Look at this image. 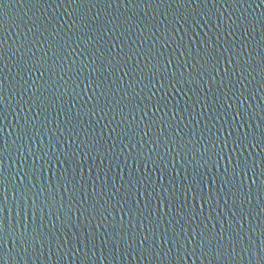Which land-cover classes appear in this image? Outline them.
Segmentation results:
<instances>
[{
	"label": "water",
	"instance_id": "95a60500",
	"mask_svg": "<svg viewBox=\"0 0 264 264\" xmlns=\"http://www.w3.org/2000/svg\"><path fill=\"white\" fill-rule=\"evenodd\" d=\"M47 3L36 5L34 0H3V4L7 6L0 8V36L7 41L4 48L5 63L8 65L4 69L6 79L3 86V100H0V109H3V118H0V144L7 142L8 151L3 153L4 167L6 172L9 171L12 179L7 192L8 203L5 215L9 218L10 230L13 224L17 231H20L21 228L28 229V225L35 227L37 223L40 228L36 236L37 239H29L26 246L25 244L18 245L13 239H9L5 243L4 251L12 253L10 264H81L86 243L88 255L93 257L94 264H256L257 251L259 250L260 254L264 256V239L260 237V228L264 226V199L255 198L259 195L257 189L261 181H264V176L259 175L260 170L264 168V162H262L264 161V145L260 143V133L264 129V112H261V108H264V93L259 90L261 73L258 67L260 54L264 51L262 48L264 29L259 23V18L264 14V4H261V0H239V2L236 0H214L211 2L210 0L207 4H192L187 7H178L175 4L171 7L161 5L159 8L153 7L145 10H141L144 8L143 5L141 8L135 9H126L121 5L116 11L115 6L112 10L109 9V12L113 11V14L118 15L121 20L131 16L132 21L139 24V27H143L144 23L155 24L158 27L165 24L169 29H172L174 25L178 30L175 36L170 31L168 36L161 37L160 32L164 31L163 27L160 28V31L157 30L154 36L147 31L138 35L139 29L133 27L116 41L117 45H125L124 52H128V46L135 48L137 45L146 50L152 40L156 41V47L159 48L160 39H164L173 41L169 47L161 49L165 56L171 55L174 59L179 57L182 62L187 55L188 60L191 61L192 54L196 55V47L201 44L202 40L206 41L208 37L214 39L216 36H220V42L223 44L228 32H232L233 35L228 36L229 44L240 41L241 36L249 41L251 46L248 47V51L254 58L253 64L256 66V70L248 69L250 75L245 73L248 77L247 80L241 77L243 84L248 87L241 88L240 85H237L241 94L236 98H231L232 94L227 89L224 90L227 95H222L217 92L215 86L211 91L207 87L201 91L200 86L195 83L176 84L175 87H169L165 81L166 91L159 89V85L157 88H152L151 92L157 93V99L161 94L166 97L167 108L164 106L165 101H162L160 111L155 114L162 116L163 130L158 132L157 129H154L153 131H157L155 134L150 132L153 141L156 136H159L164 147L153 143L143 148L136 142L139 137L128 144V139L119 129L109 138L108 133L111 128H104L108 121L103 120V114H100L95 117L92 127L88 130L95 129L98 134L100 129H104V141L111 144L112 140H116V136L120 135L124 143L120 144V141L116 140L117 147L113 153L107 155L103 152L98 155L93 151L91 156H87L83 150H80L77 153L76 163L65 162L63 165L61 162V167L59 164L57 166L54 164L52 168H49L45 163L48 160V154L55 158L59 152H63L65 149L75 150L78 143L84 141V136L77 131L79 141L76 136H72L73 144H66L67 138H70L68 129H72L73 125L78 127V120H71V118L76 116L79 111L78 119L87 123L89 117L85 113L97 103L96 97L99 95V91L96 96H93L91 88L84 87L85 84L90 83V80L84 79V77H88L91 71V80L96 81L91 84L92 88L97 87L98 84L106 87L111 82V71L104 70L108 68L107 62L101 65L103 57L96 59V56L100 55L97 49L104 51L109 46V42L116 40V37L120 36L124 30L120 29L114 35L105 36L99 43L94 44L93 42L100 34L88 32L87 29L82 31L79 27V16L90 5L78 8L76 4H71L70 0H47ZM57 5L60 6L57 7ZM101 7L103 6L96 5L97 9H91L89 14L92 15L100 11L103 18V10L99 9ZM173 13L177 17L181 15L187 17V22L185 20H181L180 23L176 22ZM141 18L144 19V23H140ZM246 19L255 21L254 31L247 33L241 30L240 26ZM44 21L54 23L61 30V36L71 44V47L63 53L66 57L62 61L65 71L60 72L58 65L53 66V60H47L41 71L33 70L31 73L21 71L17 74L15 68L17 57L13 53L16 52L18 42L27 39H39L40 41L54 39L47 32L43 34L37 32L33 36V33L29 31L34 23L38 25ZM217 25L220 27L217 28ZM181 36L184 37L183 40L180 39ZM141 40L145 42L141 44ZM9 46L12 48L11 52L7 51ZM41 47L47 49L48 43H42ZM236 47L239 45L236 44ZM189 48L192 49V53L188 51ZM33 51L36 52L37 58L43 55V52L37 48H34ZM92 53H96V56H93ZM48 55L51 56L50 49ZM105 55H107L106 52ZM236 55V48H233L231 59L235 60ZM9 57H11L10 60ZM116 59L118 60L119 57L117 56ZM143 59V57L140 59L141 67H143ZM81 61L88 67L81 73L80 79H77L75 69L80 66ZM93 61L94 63H92ZM115 62L114 60L113 63ZM226 66L231 68V64L227 65L226 60L218 66L221 76L224 75L223 69ZM98 67L101 69L100 71H96ZM172 67L175 68L176 65L173 64ZM41 72H43V76H41ZM101 72H103L102 75ZM136 75L139 76L140 73L137 71ZM97 77H99L98 80ZM130 78L132 77L125 76L124 81L120 82V92H115L114 86L115 99L110 100V103H118L122 98L123 104L120 107L128 103L123 89ZM218 79L219 77H217ZM53 82H56V86L51 89L50 86ZM149 87L151 86L149 85ZM65 88H67V92L64 91ZM73 89H75V94L72 92ZM52 91L60 93L61 96H52ZM136 91L141 96L151 95L148 88L141 91L137 87ZM204 93L208 94V103L213 107L205 108V114L200 115L201 105L197 103L193 106V102L197 100L202 102L205 99ZM85 102H87L86 107ZM154 102L155 98L153 101H145L149 104ZM213 102L216 103L213 104ZM100 103L103 101L101 100ZM229 104L234 107L228 108ZM222 105L223 107H221ZM141 107H143V103H141ZM214 108L218 111H214ZM225 109L229 114L228 120L217 121L216 117L221 115ZM125 112L127 113V109ZM237 113L243 114L242 118L238 117L233 120L232 116ZM148 114L153 115L150 110ZM141 115L143 113L135 111L132 116H126V118L132 119L134 116L138 120ZM68 120L71 122H67ZM169 123L174 125L172 129L168 128ZM237 127L240 129L241 135L245 129L256 135V140L252 143L245 142L241 145V148L244 149L243 156L248 157L249 161L255 160L256 163L255 175L251 172L247 176L241 174L244 179V191L247 192L248 186L251 185L254 197L250 205L252 214L242 221L243 228L239 223H236L237 218L233 212L236 209L231 207L233 198L229 190L231 188V191L235 192L236 188H232L231 185L223 186L220 182V177L224 174L223 165L229 163L227 155L224 154L220 164H213L207 155L202 159L199 151L196 153L187 150L177 152L173 139L175 135L177 140L183 137L187 141L193 136L199 140V133L203 132L204 140L201 141V144L207 143L209 138L220 143L223 141V137L228 136L229 131H232L235 136ZM22 128L28 134L23 140L17 136ZM177 133L178 135H176ZM128 135L131 136L132 133L129 132ZM165 137H167L166 140ZM144 139L147 141L148 137ZM201 144H197L196 148L200 149V152H204ZM169 146L171 150L166 151ZM128 147L132 148L131 154L128 152ZM231 147L230 138L226 152H230ZM121 148H124L123 153L120 151ZM151 148L155 149L151 160L137 156V152L146 153L147 149ZM157 152L160 154V159L156 157ZM30 153L37 156L35 173L31 171L33 157ZM208 155H211V152ZM39 156H44V159H39ZM133 157L136 158L133 159ZM215 159L216 157H213V160ZM64 160L65 158L61 156V161ZM153 160L156 162L153 163ZM109 161H111L110 165ZM40 165H44L42 174ZM89 168L92 169L91 172H89ZM100 168H104L108 174L106 183L111 192L117 193L111 199H109V194H101L99 185L96 192L93 193L91 183L88 181L90 175L93 178L96 177ZM73 169H75L73 175H76V180L80 181L84 188L79 189L78 185L77 191L72 193L70 200L71 188L59 187L56 186V183L62 174L72 173ZM25 172H28L27 176H25ZM194 175L196 182L203 181L200 188L205 194L211 191L213 201L211 205L207 200H200L199 196L194 200L191 193L185 195L188 183L193 180ZM130 181H134V183L130 185ZM236 184L239 187V181ZM112 185L115 187H111ZM22 191L23 197L21 196ZM36 192L40 193L38 197L39 209L28 199ZM105 192L107 193L108 189H105ZM225 198H227V204ZM69 204H71V209H69ZM201 204L204 205L203 208L200 207ZM93 205L96 207V212L91 215L86 213L87 219H85V215L75 211L77 207L83 210ZM129 209L133 211L129 212ZM93 215H95V219L92 218ZM237 215H239L238 212ZM249 224L255 231H249ZM121 225L126 226V231L130 230V227H134L136 231L149 236L150 239L154 234L157 248L160 247L161 240L165 239L163 251L168 252L170 246L172 252L179 255L180 259H175L172 254H169L164 260L158 261L142 257L136 253L135 248L129 249L126 245L115 241L111 244L107 241L102 243V239L107 237L108 233L115 235V232H119ZM89 229L91 231H88ZM237 229L240 230V235L233 242L229 244L222 241L224 247L221 251L224 256L221 259L184 256L185 245L191 252L194 241L197 243V253H199L198 242L201 231L224 235L225 230L235 232ZM174 233H178V235ZM85 234H87V241H85ZM120 234L125 235L126 233L121 232ZM168 236H173L172 241H167ZM76 237H79V242ZM119 239L120 235L116 234V241ZM57 242L63 245L59 252L57 251ZM208 247L210 246H206V249ZM110 248L112 249V259H104L102 262L100 257L109 256ZM177 248L180 249L179 253H176ZM228 253H231V257L228 256ZM93 262H89V264H93Z\"/></svg>",
	"mask_w": 264,
	"mask_h": 264
},
{
	"label": "snow or ice",
	"instance_id": "6c2138e0",
	"mask_svg": "<svg viewBox=\"0 0 264 264\" xmlns=\"http://www.w3.org/2000/svg\"><path fill=\"white\" fill-rule=\"evenodd\" d=\"M208 2H210V0H70V3L76 4L78 8L83 5H90V7L86 8V10L80 14L79 27L82 31L84 29H87L88 32L100 34L93 42L94 44L99 43V41L103 40L105 36L114 35L115 33L119 32L120 29H123L124 31L120 33V36L116 37V40L110 41L109 46H107L104 51H100V49H97V51L100 52L99 56H96V53H92L93 56H96V59H101V57H103V59H101V65L107 62L108 68L104 70H110L112 73V78L111 82L107 84L106 87L98 84L97 87L92 88L91 84L95 83L96 81L91 80V71L89 72L88 77H84V79L90 80V83L85 84L84 87L91 88L93 96H96V93L99 91V95L96 97L97 103L94 104L92 108H89L87 110V113H85V115L89 117L87 123H85L84 120L78 119L80 116L79 111L76 113V116L71 118V120H78V127L77 125H73L72 129H68L70 138H67L66 144H73V140L71 139L72 136H76L77 141H79V135H77V131H79L80 135L84 136V141L82 143H78V146L75 150L69 151V149H65L63 152H59L55 158L48 154V160L45 163H47V166L49 168H52L54 164L55 166L59 164L61 167V162L63 163V165L65 162L76 163V158L78 157L77 153L80 150H83V152L87 156H91L93 151H95L98 155L101 152L107 155L114 152L115 148L117 147L116 140H119L120 144L124 143V140L121 139L120 135H117L116 140H112L111 144H109L107 141H104V129H100L98 134L95 129H93L92 131L88 130L92 127V121L97 115L100 114H103V120L108 121V123L105 124L104 128H111V131L108 133L109 138L112 137V133H116L117 129H119L123 136L128 139V144H131L132 140H134L136 137H139V140L136 142L143 148L148 144L153 143L160 144L161 147H164V143L161 142L159 136H156L155 141H153L150 132L155 134L157 131H153L154 129H157L158 132L163 130V118L162 116H157L155 114L160 111V104L162 101H165L164 106L165 108H167L166 97L161 94L157 99V93L151 92V89L157 88V85H159V89H163L164 91H166L164 88L165 81H167L169 87H175L176 84L195 83L200 86L201 91H203V88L205 87H207L209 91H211L213 86H215L217 92L221 93L222 95H227V93H225L224 91L225 89H227L228 92H231L232 94L230 96L231 98H236L239 94H241L239 89L237 88V85H240L241 88L248 87V85L243 84V82L241 81V77H243L244 80H247L248 77L245 75V73H248L250 75L248 69L252 68L253 71H255L256 66L253 64L254 58L252 57L251 52L248 51V47H250L251 45L248 40H245L244 36H241L240 41H236L233 44L228 43V36H232V32H228V36L225 37L223 44L220 42V36H216L214 39L213 37H208L206 41L202 40L201 44L196 47V55L193 56L192 54L191 61H189L187 55H185L182 62L179 57H176L174 59L171 55L165 56V53L161 50L162 48L169 47V44L173 42L171 40L166 41L164 39H160L159 48L156 47V41L152 40L149 48H147L146 50L141 49L140 45H137L135 48H133L132 46H128V52H124V44L117 45L116 43L117 40L124 36L125 33L133 29V27L139 29L138 35L143 34L145 31H147L153 36L155 35V32L157 30L160 31V28L163 27L164 31L160 32L161 37L168 36L170 31L172 32V35L175 36L176 31L178 30L175 29L174 25L172 29H169L168 25L165 24H162V26L158 27L155 24L144 23L143 18H141L140 23H144V26L139 27V24H137L135 21H132L131 16H127L124 20H121L118 15L113 14V11L109 12L108 10H112L113 6H115V11L118 10L121 5H123L126 9L141 8V6L143 5L144 8H142L141 10H145L147 8L153 7L159 8L161 5H168L169 7H171L173 4H175L178 7H187L192 4H207ZM211 2H214V0H211ZM236 2H239V0H236ZM34 3L36 5L48 4L47 0H34ZM261 4H264V0H261ZM96 5L103 6L99 8L103 10V18L100 11H97L92 15L89 14L91 9H97ZM6 6L7 5L3 4V0H0V8H5ZM59 6L60 5H57V7ZM173 17L176 22L180 23L181 20H185V22H187V17L183 15L177 17L176 14L173 13ZM259 23L261 25V28L264 29V14H262L259 18ZM219 27L220 25H217V28ZM229 27L231 26L229 25ZM240 27L242 31L249 33L250 31L255 30V21L246 19L244 24ZM29 31L33 33V36H35L37 32H40L41 34L47 32L54 39H50L48 41H40L39 39H27L18 42V44L16 45V52L13 53V55L17 57L15 62L17 74H19L21 71L27 73H31V71L33 70L41 71L43 64L47 63V60H53V66L58 65L60 72L65 71L62 61L66 57H64L63 53L69 47H71V44L68 42V40H65L64 37L61 36V30L58 29L54 23H51V21H44L38 25L34 23L33 26L29 28ZM25 36H27V33H25ZM180 39L183 40L184 37L181 36ZM262 39H264V37H262ZM61 41H63V43H61ZM144 42V40H141L140 43L143 44ZM6 43L7 41L2 36H0V100H3V86L6 79L4 69L8 67L7 63H5L4 45ZM42 43H48V48H42ZM236 44H238L239 47H236ZM117 47L119 49L118 51ZM34 48L42 51L43 55L37 58L36 52L33 51ZM233 48H236L237 53L235 60L231 59ZM262 48H264V45H262ZM49 49L51 50V56L48 55ZM61 49H63V52H61ZM7 51H12L11 46H9ZM188 51L192 53L191 48H189ZM105 52L107 53V55H105ZM29 54L31 55L29 56ZM117 56L119 57L118 60L116 59ZM26 57L27 59H25ZM141 57L144 58L143 67L140 66ZM249 57H251V59H249ZM10 58L11 57H9L8 59L10 60ZM114 60L116 61L115 63H113ZM225 60L227 61V65L231 64V68H229L228 66L224 67V75L221 76L218 66ZM133 61H135V63H133ZM193 61H195V63H193ZM92 63H94V61ZM173 64L176 65L175 68L172 67ZM69 67H71V65H69ZM87 67L88 65H85L84 62L81 61L80 66L76 67L75 69L77 79H80L81 73H83ZM258 67L261 73L259 90L264 93V51H262V53L260 54ZM100 70L101 69L99 67L96 69V71ZM137 71L140 73L139 76L136 75ZM121 73H123V75H121ZM102 74L103 72H101V75ZM41 76H43V72H41ZM125 76L132 77L127 80V84L123 89L128 103L124 104L123 107H120V105L123 104V98L118 103H110V100L115 99L114 86L115 92L118 93L121 91L120 82L124 81ZM217 77H219L218 80ZM96 79L98 80L99 77H97ZM145 81H147V83H145ZM17 84H19V81H17ZM141 85H143V87H140ZM149 85L151 87H149ZM55 86L56 82H53L50 88L54 89ZM137 87H139L141 91H143L144 88H148L149 92H151V95L147 97L141 96L140 93L136 91ZM64 91L67 92V88H65ZM72 92L73 94H75V89H73ZM81 92H83V89H81ZM57 95H59V97L61 96L60 93L52 91V96ZM207 95V93H204L205 99H203L202 102L199 100L193 102V106H195L197 103L201 105L200 115L205 114V108L213 107V105H210L208 103ZM154 98V103H145V101H153ZM101 100L103 101V103H100ZM141 103H143V107H141ZM215 103L216 102H213V104ZM86 105L87 102H85V107ZM221 107H223V105ZM232 107L234 106L231 104L228 105V108ZM125 109H127V113L125 112ZM149 110L153 113V115L148 114ZM135 111L143 113V115H141L138 120L134 116L132 117V119L126 118V116H132L133 112ZM214 111H218V109L214 108ZM261 112H264V108H261ZM245 114L247 113L245 112ZM209 115L211 114L209 113ZM228 115L229 114L227 112V109H225V111L221 115L216 117V120L219 121L223 119L224 121H227ZM242 115L243 114L237 113L236 115L232 116V119L236 120L238 117L242 118ZM0 118H3V109H0ZM71 120H68L67 122L70 123ZM112 125H115V127H112ZM173 127L174 125L172 123L168 124L169 129H172ZM129 132L132 133L131 136L128 135ZM235 132L236 135L233 136L232 131H229L228 136L223 137V141L220 143H217L216 141H213L211 140V138H209L207 143L201 144V141L204 140L203 132L199 133V140L195 139V136L190 137L187 141H185L183 137H180V139L177 140L175 139V135L173 139L175 140L177 152L187 150L189 152L196 153L197 151H199L202 159L207 155L208 159L211 160L213 164H220V162L224 158V154L227 155L229 163L223 165L224 174L220 177V182L223 186L231 185L232 188H236L235 192H232L231 188L229 190L230 195L233 198V206L231 207H235L236 209V211H233L237 218L236 223H239L240 227L243 228L242 221L244 219H247V216L252 214L250 205L252 203V199L254 198L252 195L251 185L248 186L247 192L244 191L243 176H247L250 172L255 175L256 163L255 160L249 161L248 157L243 156L244 149L241 148V145L245 144V142L252 143L254 140H256V135L254 132H249L247 129H245L243 131V135H241V131L238 127L236 128ZM27 135V131L23 128L21 129V132L17 134V136L21 140L25 139ZM176 135H178V133ZM145 137H148L147 141H145ZM230 138L232 145L231 151L226 152V148ZM166 139L167 137H165V140ZM217 140H219V137H217ZM102 141L104 142L102 143ZM260 143L261 145H264V129H262L260 133ZM13 144H15V141H13ZM197 144H201V147L204 148V152H200V149L196 148ZM154 150V148H151L147 149L146 153L137 152V156L141 157L142 159L151 160ZM170 150L171 149L169 146L166 151ZM6 151H8V147L7 142L5 141L3 144H0V264H6V251H4V246L9 239H12L9 235V218L7 215H5L8 203L7 192L9 189V185L12 183L10 173L9 171L6 172L4 167L3 153ZM120 151L121 153H123L124 148H121ZM128 152L129 154L133 152L131 147H128ZM209 152H211V155H208ZM237 153L239 154L237 155ZM30 154L33 157L31 171L35 173L37 156L34 153ZM9 155H11V153H9ZM61 156L65 158L64 161H61ZM156 157L160 159V154L158 152L156 153ZM213 157H216V159L213 160ZM135 158L136 157H133V159ZM39 159H44V156H39ZM155 162L156 161L153 160V163ZM110 164L111 161H109V165ZM77 166L79 167V164ZM39 167L42 174L44 165H40ZM110 170L111 169L109 167V171ZM91 171L92 169L89 168V172ZM65 172L67 173V170H65ZM74 172L75 169H73L72 173L62 174L56 183V186L68 189L71 188V192H69L70 200L72 198V193L77 191L78 185L79 189L84 188V185L81 184L80 181L76 180V175H73ZM101 173H103V176H101ZM242 173L243 176L241 175ZM27 175L28 172H25V176ZM259 175L264 176V168L260 170ZM81 180H83V177H81ZM107 180L108 174L104 168H100L97 171L95 178H93L91 175L88 177V181H90L91 183L93 193L96 192L97 186L99 185L101 194H109V199H111L117 193L111 192V189L106 183ZM237 181H239V187H237ZM202 182L203 181L196 182V178L194 175L193 180L188 183L185 195L191 193L194 200L197 196H199L200 200H207L209 205H211V203L213 202L212 193L211 191H209V193L207 194L203 192V190L200 188V184ZM129 183L131 185L134 183V181H130ZM25 187L27 186L25 185ZM33 187H35V185H33ZM111 187H115V185H112ZM105 189H108L107 193L105 192ZM46 191L47 190L45 189V192ZM257 192L259 193V195L255 198L264 199V181H261ZM39 195L40 193L36 192L28 197V199H30L32 203L36 205L37 209H39ZM21 196H24L23 191L21 192ZM225 203L227 204V198H225ZM200 207L203 208L204 205L201 204ZM69 209H71V204H69ZM75 211L80 212L82 215H85L86 213L91 215L96 212V207L95 205H93L92 207L83 210L77 207ZM128 211L132 212L133 210L129 209ZM237 212L239 213V215H237ZM87 218V215H85V219ZM92 218L95 219V215H93ZM121 219L123 220V217H121ZM28 230L29 235L32 236L33 239H35L40 230L39 223H37L35 227H33L32 225L30 227L28 225ZM11 231H17L14 224L11 227ZM88 231H91V229H89ZM249 231H255V229L251 227V224H249ZM121 232H125L126 234L121 235ZM20 234L21 235L16 238V242L18 243V245L22 244L21 240L23 239L24 243L26 244L28 242L29 236L24 234L23 228L20 229ZM116 234L120 235L119 241H116ZM174 234L178 235V233ZM239 235V229H237L235 232H227L225 230L224 235H221V233L201 231L199 233L200 239L198 242L199 253H197V243L194 241L192 244L191 252L188 251L187 245H185L184 256L187 257L188 255H191L198 258L213 257L219 260L224 256V253L221 251V249L224 247V243L230 244L237 237H239ZM260 237L261 239H264V226H261L260 228ZM76 239L77 242H79V237H76ZM172 239L173 236H168L167 241H172ZM49 241L51 242L50 238ZM85 241H87V234H85ZM105 241H107L109 244L115 241L117 243H120L121 245H126L129 249L135 248V251L138 255L149 259L162 261L167 256H169V254H172L175 259H180L179 255L172 252L170 246L168 248V252L165 253L163 251V245L166 243L165 239L161 240L160 247L157 248L154 234L150 239L149 236L142 235L140 232L136 231L134 227H130V230L126 231V226L121 225L120 231L115 232V235L113 233H108L107 237H104L102 239V243H104ZM222 241L224 243H222ZM57 243V251L59 252L60 248L63 247V245L59 244V242ZM206 246L210 247L206 249ZM94 247L95 244L93 234V248ZM77 251L79 252L80 249L78 248ZM111 251L112 249L110 248L109 256L100 257L102 262L104 259H112ZM179 251L180 249L177 248L176 253H179ZM161 253H163V255H161ZM228 256L231 257V253H228ZM61 259H63V257H61ZM89 262H93V257L88 255L86 243L83 257L81 259V264H89ZM256 264H264V256L260 254L259 250L256 253Z\"/></svg>",
	"mask_w": 264,
	"mask_h": 264
},
{
	"label": "clouds",
	"instance_id": "9594fccd",
	"mask_svg": "<svg viewBox=\"0 0 264 264\" xmlns=\"http://www.w3.org/2000/svg\"><path fill=\"white\" fill-rule=\"evenodd\" d=\"M24 234L29 236L28 240L29 239H31V240L37 239V237L35 239H33L32 236L29 235V230L27 228L24 229ZM9 235L11 236V238L13 239V241H16V238L18 236H20L21 234H20V231L12 232L10 230L9 231ZM21 243L22 244H25L24 241H23V239L21 240ZM26 245H27V243L25 244V246ZM17 251H19V249H17ZM11 257H12V253L10 251H6V253H5V261H6V264H10V258Z\"/></svg>",
	"mask_w": 264,
	"mask_h": 264
}]
</instances>
